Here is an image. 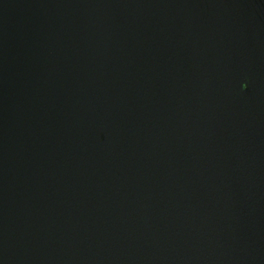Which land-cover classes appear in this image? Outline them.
I'll return each mask as SVG.
<instances>
[{"label": "water", "instance_id": "1", "mask_svg": "<svg viewBox=\"0 0 264 264\" xmlns=\"http://www.w3.org/2000/svg\"><path fill=\"white\" fill-rule=\"evenodd\" d=\"M0 264H264V0H0Z\"/></svg>", "mask_w": 264, "mask_h": 264}]
</instances>
